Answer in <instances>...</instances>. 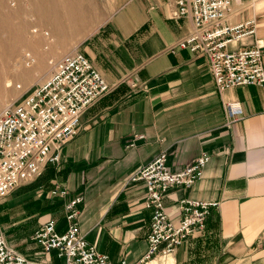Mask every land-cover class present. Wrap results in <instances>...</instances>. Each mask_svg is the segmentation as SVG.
<instances>
[{
  "label": "crops",
  "instance_id": "obj_1",
  "mask_svg": "<svg viewBox=\"0 0 264 264\" xmlns=\"http://www.w3.org/2000/svg\"><path fill=\"white\" fill-rule=\"evenodd\" d=\"M51 2L46 18L57 44L52 53H83L115 89L86 111L61 161L48 164L40 177L54 215L63 214L50 220L64 231L66 203L82 196L77 206L82 235L113 263L136 264L148 251L152 212L144 205L145 182L131 178L162 152L177 172L206 151L211 160L203 177L192 186L171 189L164 204L174 222L181 217L182 199L217 206L204 230L149 264H264V87L219 93L207 57L178 46L193 31V22L173 17L175 0ZM253 17L264 49V0H233L231 24ZM253 41L248 36L228 48ZM228 102L239 103L243 111L229 125ZM55 185L68 190L66 198L51 196ZM62 262L55 256L51 263Z\"/></svg>",
  "mask_w": 264,
  "mask_h": 264
},
{
  "label": "built area",
  "instance_id": "obj_2",
  "mask_svg": "<svg viewBox=\"0 0 264 264\" xmlns=\"http://www.w3.org/2000/svg\"><path fill=\"white\" fill-rule=\"evenodd\" d=\"M253 2L263 0H252ZM175 19L189 17L193 31L178 46L201 52L210 62L215 86L219 93L248 85L264 87V49L257 38L253 17L233 25L230 17L233 0H175ZM251 36V46L229 49L230 43ZM28 67L35 58L25 56ZM49 78L38 83L21 100L7 105L0 113V203L17 189L42 176L48 164L61 161L65 145L80 131L82 116L103 97L114 91L93 63L81 52H72L60 59H51ZM18 89L22 86L18 85ZM25 94V93H24ZM227 124L242 116L239 103L224 104ZM167 152L157 155L131 181H144V205L152 212L148 234V251L136 264H149L172 255L196 231L204 230L207 218L216 203L182 199L181 217L174 222L167 213L164 197L173 188L192 186L200 180L211 160L206 151L181 171H172ZM68 190L55 185L51 196L66 198ZM77 196L65 205L67 228L59 231L54 220H46L34 231L31 240L48 253H54L62 264H115L82 235ZM0 264H53L20 253L7 240L0 224ZM121 264H128L122 261Z\"/></svg>",
  "mask_w": 264,
  "mask_h": 264
},
{
  "label": "rangeland",
  "instance_id": "obj_3",
  "mask_svg": "<svg viewBox=\"0 0 264 264\" xmlns=\"http://www.w3.org/2000/svg\"><path fill=\"white\" fill-rule=\"evenodd\" d=\"M29 13H31L30 9L21 7L20 9L13 11L12 18L14 16V22L19 20V24H22L21 26L24 27L27 22L30 21V18L32 19L37 16ZM23 39H26V41H24L20 54L27 50L32 52L37 62L44 60V67L39 73L35 72L33 69L34 67L32 66L21 68V70L19 68L10 69V63H5L3 65V63L1 64L2 61L0 58V70L2 69L3 71L2 75H4V73H8V71L12 75H16L13 82L14 84L11 85L10 88H5L3 84L0 85V113L5 108V105L21 100L23 95V98H25L33 91L34 87L38 83H41L49 78L51 59L61 58V56L52 53L53 49L57 47L54 42L49 48L50 50L44 51L43 47L46 44L45 40H34L29 38L28 34H23ZM25 72H28L31 75L29 74L28 79L22 81V79L18 78V76H21ZM18 85L22 86L21 90L18 89ZM46 188L45 179L40 180V178H38L28 186L15 191L8 199L1 203L0 221L6 231L5 234L7 240L13 247L22 251L29 258L51 263L56 255L54 253L45 252L41 248L37 251L32 250L36 244L30 239L33 236L39 222L50 220V218L60 219L63 217L61 211H59L56 216L54 215L53 212L55 210L50 206V202L47 201Z\"/></svg>",
  "mask_w": 264,
  "mask_h": 264
},
{
  "label": "bare ground",
  "instance_id": "obj_4",
  "mask_svg": "<svg viewBox=\"0 0 264 264\" xmlns=\"http://www.w3.org/2000/svg\"><path fill=\"white\" fill-rule=\"evenodd\" d=\"M53 1V0H52ZM55 2V1H54ZM65 2H68V1H65ZM63 3L66 5V3ZM70 2V1H69ZM74 2V1H72ZM62 3V1H61ZM71 3V2H70ZM59 4V2H58ZM62 4V6H63ZM73 4V3H72ZM78 4V3H77ZM84 4V3H83ZM64 5V6H65ZM70 5V4H69ZM79 5H81L79 3ZM52 6V2L51 0H0V58H1V64L3 63V65L6 63H10V69L12 68H19L21 70V68H26L28 67L27 65V62H26V54L30 53L34 56V54L32 52H29L28 50L23 52L22 54H20V51L22 50L23 48V45H24V41H26V38L25 40L23 39V34H28L29 38H32L34 40H38V39H41V40H45L46 41V44L44 45L43 47V50L46 51V50H50L49 48L52 46L53 42L55 41V37L52 35L51 31L49 30L50 28H48V25H47V18H46V14H47V10L49 7ZM56 6V5H55ZM67 6V5H66ZM72 6V5H71ZM74 6V5H73ZM77 6V5H76ZM82 6V5H81ZM28 8L30 9L31 13L33 15H37L35 18H30V21L27 22V24L23 27L19 24V20L14 22L13 18H15L13 16L12 18V13L13 11L17 10V9H20V8ZM70 6H68L67 8H69ZM75 7V6H74ZM57 8V7H56ZM71 8V7H70ZM78 8V7H77ZM81 8V7H80ZM73 10L75 9L72 8ZM70 9V10H72ZM90 8H88L89 10ZM61 10V9H60ZM69 10V9H67ZM80 10V9H79ZM83 10V9H81ZM52 12V11H51ZM50 12V13H51ZM63 12V11H62ZM73 12V11H71ZM79 11H77L78 13ZM82 12V11H81ZM80 12V13H81ZM86 12V11H85ZM29 13V14H31ZM58 13V11H57ZM76 13V11H74V14ZM87 13V12H86ZM85 13V15H86ZM49 14V12H48ZM53 14V12H52ZM61 14V13H60ZM69 14H72L73 16V13H69ZM79 14V13H78ZM77 14V15H78ZM89 15V13H87ZM57 15V14H55ZM63 15V14H62ZM61 15V16H62ZM48 16V15H47ZM53 16V15H52ZM66 16V14H65ZM64 16V17H65ZM51 17V16H50ZM55 17V16H54ZM70 17V16H69ZM68 17V18H69ZM29 18V17H28ZM27 18V19H28ZM49 18V17H48ZM62 19V17H60ZM67 18V19H68ZM52 19V17H51ZM58 19V18H57ZM66 19V20H67ZM72 18H69L68 20H71ZM73 19L75 20V18L73 17ZM78 19V18H77ZM17 20V19H16ZM84 20V19H83ZM57 20H55L54 22H56ZM77 21V20H76ZM81 21V20H80ZM53 22V23H54ZM61 22V20H60ZM77 23V22H76ZM79 23V21H78ZM78 23L76 25H78ZM82 23V22H81ZM80 23V24H81ZM84 23V21H83ZM61 24V23H60ZM59 24V25H60ZM67 24V23H66ZM70 24V23H69ZM85 24V23H84ZM56 25V24H55ZM62 25H63V22H62ZM58 26V25H57ZM56 26V27H57ZM64 26H65V23H64ZM63 26V28H64ZM71 26H72V23H71ZM61 27V26H60ZM59 27V28H60ZM65 27H69V26H65ZM55 28V27H54ZM76 29V28H75ZM59 30V29H58ZM71 30V29H69ZM79 30V28H78ZM64 31V29H63ZM68 31V30H67ZM66 32V31H65ZM69 32V31H68ZM63 33V32H62ZM67 35V34H66ZM71 35V34H70ZM68 36V35H67ZM66 36V38H68ZM74 36V35H73ZM76 36V35H75ZM79 36V35H77ZM76 36V37H77ZM27 37V36H26ZM56 37L57 34H56ZM65 37V36H64ZM60 38H63V37H60ZM72 37L70 36V39ZM75 38V37H73ZM61 40V39H60ZM69 40V38L67 39ZM72 40V39H71ZM76 40V39H75ZM30 41V40H29ZM33 41V40H32ZM58 40L56 39V42ZM64 41V39H63ZM45 43V42H43ZM54 44H56L54 42ZM67 44V43H66ZM57 45V44H56ZM62 45L63 42H62ZM29 46V45H28ZM27 46V47H28ZM62 48V47H61ZM55 52L57 51L56 50V47L54 48ZM60 52V50H58ZM35 57V56H34ZM12 62V63H11ZM0 64V65H1ZM9 66V65H8ZM30 67V66H29ZM34 67L33 69L35 70V72H40V70H43V67H44V60H40L39 62H37L36 58H35V63L33 64ZM18 70V71H20ZM25 70V69H24ZM33 70V71H34ZM11 71V70H10ZM12 72V71H11ZM3 71L2 69L0 70V85H4L5 88H10L11 85H13L14 83V78L15 76L12 75L9 71L8 73H4V75H2ZM26 73V74H25ZM24 74H22L21 76H18V78L22 79L23 80H27L28 77H29V74L28 72H25ZM33 73V72H32ZM31 75V74H30ZM9 105V104H8ZM7 105H5L6 107ZM154 263V261H153Z\"/></svg>",
  "mask_w": 264,
  "mask_h": 264
}]
</instances>
